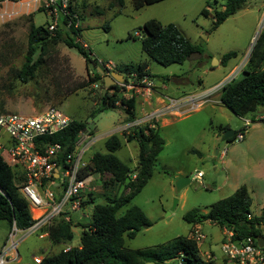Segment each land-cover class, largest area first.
Segmentation results:
<instances>
[{
  "label": "rangeland",
  "instance_id": "374dc122",
  "mask_svg": "<svg viewBox=\"0 0 264 264\" xmlns=\"http://www.w3.org/2000/svg\"><path fill=\"white\" fill-rule=\"evenodd\" d=\"M221 3V0H162L137 9L131 0H124L123 6L115 0H88L85 7L77 8L73 0V8L81 14L80 38L88 43L92 56L113 62L116 66L113 71L121 72L125 78L136 71L139 63L146 62L154 75L153 101L158 96L166 103L180 101L191 92L204 93L198 100L206 96L211 100L200 112L197 110L203 102L194 109L190 104H184L180 107L182 117L166 115L171 122L158 125L164 145L157 156L153 175L119 213L131 205H138L150 223L144 224L134 237H125V245L129 248L157 249L177 236L191 235L193 224L184 219L187 212L207 213L212 203L231 195L243 185L252 197L251 213L258 218L264 215V121H253L255 115L251 114L240 117L228 108H225V114L212 108L220 99L221 86L231 78L240 79L244 74L242 69L247 66L250 51L264 26V0H249L246 7L213 29V17L207 13L221 8ZM205 8L208 10L203 14ZM31 13L25 14L24 20L13 18L0 22V110L35 114L55 106L72 119L84 121L87 130L98 136L90 154L107 152L105 142L111 134H116L123 145L115 154L134 168L138 143L125 142L122 130H119L130 124L124 121L127 117L125 111L120 107L100 109L103 106L100 93L103 83L100 79L76 89L81 82L94 77L96 72L75 48L63 43L48 45L42 53L44 62L36 76L27 83L17 78L16 71L24 64L28 53L31 17L36 26L52 22V16L42 10ZM151 18L164 24H176L184 35L201 47L202 54L168 66L151 59L142 49L141 38L134 37L136 31L144 35L142 26ZM232 51L236 56L222 62L223 55ZM40 53L37 50L33 58L36 59ZM234 66L236 68L230 72ZM246 118L252 121L247 127ZM243 127L246 128L243 132L245 139L219 140L217 148L221 152L216 153L210 139L211 131L222 137L226 129L240 131ZM2 134L6 136L3 130ZM192 149L199 150L201 154L191 152ZM223 149L226 150L224 155ZM199 170L203 172L201 180L195 178ZM181 172L186 173L190 182L177 190L175 181ZM106 181L107 185H104ZM86 186L91 193L85 189L81 198L86 197L88 202L93 198L94 202L71 211L74 222L89 221L94 205L105 203L107 197L124 192L123 186H112L110 174H92L86 178ZM200 228L205 235L199 242L203 259H207L206 253H211L214 264H237L222 251L223 231L218 224L204 221ZM260 229L264 237V220L260 222ZM73 231L71 241L58 244L50 243L48 235L40 237L39 231H19V261L10 260L6 264H36L35 255H50L66 246H78L82 227L75 226ZM9 232L7 222L1 220L0 250ZM171 262L177 264L176 259Z\"/></svg>",
  "mask_w": 264,
  "mask_h": 264
},
{
  "label": "trees",
  "instance_id": "16d2710c",
  "mask_svg": "<svg viewBox=\"0 0 264 264\" xmlns=\"http://www.w3.org/2000/svg\"><path fill=\"white\" fill-rule=\"evenodd\" d=\"M115 1L120 6L124 5V0ZM131 1L133 6L139 9L145 4L162 0ZM248 1L221 0V8H215L213 13L210 11L207 13L208 9L205 8L202 13L213 17L212 28L217 29L227 18L243 9ZM39 10L44 11L43 8ZM79 19L81 20V14H79ZM68 20V16H62L54 30L47 27L48 23L36 26L31 22L32 19L30 20L26 61L16 71V76L21 82L27 83L36 76L39 66L44 62L42 53L48 45L63 43L69 48H75L83 56L86 64H92L95 68V76L89 77L87 82H81L76 89L87 87L99 79L104 87L103 76L96 69L97 66H102L101 62L93 57L90 48L84 47L78 39L81 37V27L75 28L74 24L68 26ZM142 28L144 35L140 38L143 51L162 65L181 64L202 54L201 47L192 42L172 22L164 24L151 18L144 22ZM134 37L137 36L134 34ZM37 50L41 53L34 59ZM235 56L236 52L226 53L223 55L222 62L225 63ZM242 70L244 74L240 79H232L222 86L220 100L225 107L240 117L250 114L256 116L260 108H264V26L250 51L247 66ZM132 73L138 76L147 74L154 77L146 62L139 63L136 71ZM101 89L103 101L101 110L120 107L125 111L129 122L136 119L135 95H126L120 91L118 85L111 86L105 94L103 88ZM119 93L122 94L119 95ZM152 123L151 126L148 123L137 124L122 132L123 139L138 143V159L134 168H130L115 154L122 146V140L116 134H111L107 138L105 142L107 152L93 153L81 177L87 178L92 174L101 176L110 174L112 186H123L124 192L107 197L105 203L94 205L91 218L86 224L80 221L74 222L70 216L71 211L62 213L61 215L64 216L57 221H55L56 217L50 226L43 229L48 232L51 242L58 244L71 241L74 237L73 226L82 225L80 244L69 246L68 250L62 248L53 254L44 255L40 263L36 264H167L171 259L177 258L180 259V264H214V259H203L199 245L191 235L177 236L157 249H134L125 245V237L132 238L144 224L150 225L145 212L138 205H131L124 212L119 213L151 178L157 156L163 149L164 139L158 132V123L155 121ZM245 130L246 128L243 127L240 131H235L234 136L228 141L234 140L239 132ZM83 132H87L86 123L72 119L66 128L53 135L44 136L42 139L62 145L58 160L60 164H64V156L76 150V142ZM191 152L201 154L200 151L194 149ZM133 175L136 177L134 178ZM23 180L19 171L9 165L0 155V221H6L10 230L13 226L21 231L27 230L36 223L29 202L20 191V184ZM104 185H107V181ZM89 202H94V199L92 198ZM89 202L82 199V207ZM251 203V194L243 185L231 195L212 203L207 213L192 210L184 215V219L191 224L209 220L220 226H228L233 229L234 239L238 242L249 236L257 238L262 235L260 222L264 220V215L261 218L254 215L249 218L248 214H252Z\"/></svg>",
  "mask_w": 264,
  "mask_h": 264
},
{
  "label": "built area",
  "instance_id": "2783aa9c",
  "mask_svg": "<svg viewBox=\"0 0 264 264\" xmlns=\"http://www.w3.org/2000/svg\"><path fill=\"white\" fill-rule=\"evenodd\" d=\"M13 2L18 4L19 8L29 11L43 8L45 13L52 16V22H48L47 25L50 30L57 28L62 16L69 17L68 26L74 24V27L77 28L81 24L79 13L72 6L73 0H60L59 2L57 0H13ZM18 13L14 9L5 8L0 11V22L12 20ZM134 34L141 37L137 31ZM78 39L82 42L80 37ZM82 44L84 47L90 48L88 43L82 42ZM99 61L107 72H112L116 68L111 61ZM116 85L126 95L136 96L152 91L155 81L147 74L138 76V74L132 73L129 78H125L123 82H118ZM184 104H190L194 109L200 107L202 102L192 96L180 101H170V107L180 108ZM158 116L159 112L148 113L142 119L134 122L132 126L146 123L151 126ZM255 119L263 121L264 115H258ZM71 121V117L55 106H49L35 114L0 110V129L5 131L9 137L7 145L0 142V155L24 178L20 184V191L29 202L31 210L38 209L40 211L35 218L36 223L27 230L39 231L40 237L48 235V232L43 229L50 226L56 217L64 212L75 211L82 207L81 193L87 186L86 178H82L81 173L88 167L90 159H87L85 155L87 149L94 143V137L87 132L81 133L76 142V150L64 156V164H60L58 160L62 152V145L42 139L44 136L53 135L63 130ZM251 122V119L246 118L245 127ZM235 139L242 141L244 133L239 132ZM225 151L223 149L222 155L225 154ZM202 174V171H197L195 178L201 180ZM133 177L135 178L136 175ZM248 217L251 218L252 215L248 214ZM19 231L21 230L16 226L11 228L8 238L0 250V264H6L10 260H19L17 239ZM222 231L221 248L229 260L237 264H264V246L258 244L257 238L249 236L238 242L234 239L233 229L222 226ZM191 237L198 245L205 238L200 226L193 227ZM69 248L66 246L65 250ZM206 256V260L213 259L211 253H206ZM41 259L42 257L37 256L34 261L40 263ZM171 260L167 264H175ZM176 260L177 264H180V259Z\"/></svg>",
  "mask_w": 264,
  "mask_h": 264
},
{
  "label": "crops",
  "instance_id": "0c3cea01",
  "mask_svg": "<svg viewBox=\"0 0 264 264\" xmlns=\"http://www.w3.org/2000/svg\"><path fill=\"white\" fill-rule=\"evenodd\" d=\"M75 2H76V6H77V8H80L81 6L82 7H85V5H86V3L88 2V0H74ZM80 1V2H79ZM248 4H246L245 5V7L247 6ZM19 5L18 4H16V3H14L13 2V0H0V11H2L3 9H8V10H11V9H14V10H16L17 12H19L15 17H14V19L13 20H15L16 18L18 19H22V20H24V18H25V14L27 15H30V13L32 12H34V10H31V11H29V10H27V9H25V8H19L18 7ZM242 10V9H241ZM31 13V14H32ZM230 18V17H229ZM31 19H33V17H31ZM228 19V18H227ZM226 19V20H227ZM225 20V21H226ZM224 21V22H225ZM31 22H33V21H31ZM223 22V23H224ZM34 23V22H33ZM222 23V24H223ZM30 24V23H29ZM221 24V25H222ZM81 26V25H80ZM82 29V28H81ZM236 68V66H234L231 70H230V72H232V71H234V69ZM97 69V68H96ZM204 93H201V92H199V93H195V92H191V93H188V94H186L183 98H181V99H185L186 97H188V96H192V97H195L197 100H198V98L200 97V96H202ZM151 96H152V91H150V92H145L144 94H142V95H136V109H135V112H136V119L133 121V122H130V124L129 125H127V126H124V127H121V128H119V130L121 131V134H122V132L124 131V130H127V129H129L130 128V126H132V124L135 122V121H138V120H140V119H142L146 114H148V113H151V112H159V116L155 119V122H157L158 123V125L159 124H165V123H170L171 122V120H169V118H166V115L167 116H173V117H182L181 115V113H180V109L181 108H177L176 106H174V107H170V103H166L165 102V100H164V98H162L161 96H158L157 98H156V100L155 101H153L152 100V98H151ZM208 99V97L206 96L205 98H203V99H199V101H201V102H203L204 104L201 106V108L200 109H198L197 111H201V110H203V109H205V105L209 102V101H211V100H207ZM207 101V102H206ZM213 103H214V101H213ZM217 103H219V105H217ZM212 108H214V109H217L221 114H225V108H227V107H225L224 105H223V103L221 102V100L219 99V101L217 102H215V104H213L212 105ZM258 115H264V109H260L259 111H258V114L256 115V116H258ZM184 117V116H183ZM124 121L126 122V123H128L129 121H128V119H127V117H125V119H124ZM203 129H205V128H203ZM5 132V131H4ZM87 133H89V134H91L93 137H94V139H95V141H94V143L87 149V151H86V158L87 159H91V157H92V155H93V153L91 152V154H90V150H91V147L97 142V139H98V136L97 135H95V134H93L92 132H89L88 130H87ZM5 134H6V136L5 135H3L2 134V130L0 129V142H2L3 144H5V145H7L8 143H9V137H8V135H7V133L5 132ZM210 139H211V141H212V143H213V145H214V147L216 148L215 149V151H218V152H216V153H219V152H221V151H219V149L217 148V141H221V135L219 134V133H217V132H215V131H211V137H210ZM244 139H245V136H244ZM124 141L125 142H127L128 143V141H126L125 139H124ZM132 142V141H131ZM248 142V141H247ZM122 145H123V143H122ZM122 147V146H121ZM199 151V150H198ZM201 153V152H200ZM137 159H138V155H137V157H136V163H135V166H136V164H137ZM202 171V170H201ZM180 176H183V175H186V173H184V172H181V174H179ZM96 182H98V181H96ZM86 191H91V189L90 188H87L86 189ZM84 200H87L86 199V197H84ZM87 206V205H86ZM31 213H32V216L34 217V218H36V216L37 215H39V213H40V211L38 210V209H33V210H31ZM204 213V212H203ZM252 216H253V214H251ZM78 221H80V220H78ZM206 221H209V220H206ZM80 222H82L83 224H86L87 222H89V221H80ZM204 222V221H203ZM202 222V223H203ZM215 224V223H214ZM196 225H198V226H200L201 227V223H196V224H193V227H195ZM77 226H81L82 227V225H77ZM220 226V225H219ZM73 227H75V226H73ZM192 227V228H193ZM221 227V229H222V226H220ZM74 232V231H73ZM49 242L50 243H52L50 240H49ZM53 244V243H52ZM37 256H39V255H35L34 256V258L35 257H37ZM44 256V255H43ZM43 256H40V257H43ZM19 261V260H18ZM149 264H151V263H149Z\"/></svg>",
  "mask_w": 264,
  "mask_h": 264
},
{
  "label": "water",
  "instance_id": "95a60500",
  "mask_svg": "<svg viewBox=\"0 0 264 264\" xmlns=\"http://www.w3.org/2000/svg\"><path fill=\"white\" fill-rule=\"evenodd\" d=\"M60 0H57L59 2ZM216 63L218 61L216 60ZM97 70L99 73L103 76L104 81V87H103V93L105 94L106 91L111 87L116 85L118 82H123L125 80L124 75L121 72L118 71H112L107 72L102 66H97ZM235 134V131L232 129H226L224 134L221 137V141H228L230 138H232ZM218 152V151H216ZM190 182V178L186 175L180 176L175 181V186L177 190H181L185 185H187ZM177 203V199L174 201ZM257 242L260 246H264V237L263 235H259L257 237Z\"/></svg>",
  "mask_w": 264,
  "mask_h": 264
}]
</instances>
